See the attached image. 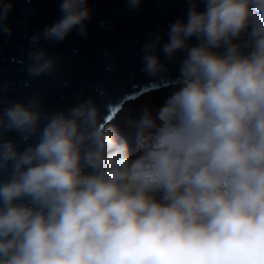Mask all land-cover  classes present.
Masks as SVG:
<instances>
[{
  "label": "clouds",
  "instance_id": "obj_1",
  "mask_svg": "<svg viewBox=\"0 0 264 264\" xmlns=\"http://www.w3.org/2000/svg\"><path fill=\"white\" fill-rule=\"evenodd\" d=\"M187 2L166 41L148 33L140 48L167 95L131 130L92 96L49 111L40 91L0 95V264H264V0ZM58 9L29 38L30 77L57 71L41 41L88 38L90 0ZM12 10L0 0L9 39ZM161 53L183 55L174 77Z\"/></svg>",
  "mask_w": 264,
  "mask_h": 264
},
{
  "label": "water",
  "instance_id": "obj_2",
  "mask_svg": "<svg viewBox=\"0 0 264 264\" xmlns=\"http://www.w3.org/2000/svg\"><path fill=\"white\" fill-rule=\"evenodd\" d=\"M58 3L13 0L9 14L13 34L10 39L0 36V95L27 102L40 91L49 111H66L92 96L101 110L105 104L120 110L121 103L133 99L134 94L139 93L138 97L157 89L153 78L141 71L140 48L148 33H163L167 40L168 26L177 19L186 20L187 0H142L136 12L127 9L126 0H90L95 11L88 22V38H81L74 30L62 43L41 41L40 47L57 57V71L54 75L30 77L21 71L30 51L29 38L59 18ZM199 10H204L203 4ZM102 21L109 26L100 27ZM190 43L197 41L192 38ZM182 59L181 53L171 61L161 53L172 77L178 74ZM9 137L18 139L15 133Z\"/></svg>",
  "mask_w": 264,
  "mask_h": 264
},
{
  "label": "rangeland",
  "instance_id": "obj_3",
  "mask_svg": "<svg viewBox=\"0 0 264 264\" xmlns=\"http://www.w3.org/2000/svg\"><path fill=\"white\" fill-rule=\"evenodd\" d=\"M167 95V90H161L157 93H152L144 96L140 100L134 103L126 104L121 115L116 119V123L113 124L119 128L121 131L131 130L133 122L139 118L141 110L145 104L150 106H156L163 103L165 96ZM159 199V194L157 195Z\"/></svg>",
  "mask_w": 264,
  "mask_h": 264
},
{
  "label": "bare ground",
  "instance_id": "obj_4",
  "mask_svg": "<svg viewBox=\"0 0 264 264\" xmlns=\"http://www.w3.org/2000/svg\"><path fill=\"white\" fill-rule=\"evenodd\" d=\"M161 90H165V91H166L167 89H156V90H153V91H151V92H148V93H145V94H143V95H140V96L136 97L135 99H130V100H128V101H125V102L121 103V109L118 110V111L115 113V115L113 116V119L111 120V124H115V123H116V119L121 115V113H122L124 107L126 106V104L137 102L138 100H140V99L143 98L144 96H146V95H148V94H152V93H157V92H159V91H161ZM119 128H121L120 125H119Z\"/></svg>",
  "mask_w": 264,
  "mask_h": 264
},
{
  "label": "snow or ice",
  "instance_id": "obj_5",
  "mask_svg": "<svg viewBox=\"0 0 264 264\" xmlns=\"http://www.w3.org/2000/svg\"><path fill=\"white\" fill-rule=\"evenodd\" d=\"M137 95H139V93L134 94L132 98L135 99ZM118 110H119L118 108H114V109H113V116L115 115V113H116Z\"/></svg>",
  "mask_w": 264,
  "mask_h": 264
}]
</instances>
